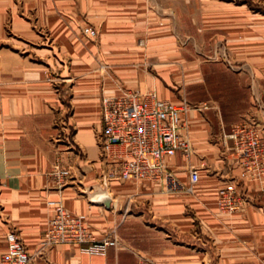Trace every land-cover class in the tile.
<instances>
[{
  "label": "crops",
  "instance_id": "1",
  "mask_svg": "<svg viewBox=\"0 0 264 264\" xmlns=\"http://www.w3.org/2000/svg\"><path fill=\"white\" fill-rule=\"evenodd\" d=\"M184 7L185 0H0V255L4 235L13 231L27 264H264V184L246 185L241 213L216 207L218 188L239 172L221 144L222 132L248 123L264 139V11L251 17V37L250 16L239 11L240 46L251 68L226 71L245 86V107L226 117L222 99L210 94L214 117L187 111L194 154L189 161L178 153L166 158L169 178L118 181L108 175L115 165L100 160L95 146L100 97L117 91L99 83L97 66L105 55L126 88L153 89L160 99L181 104L175 92L121 62L136 55L129 47L143 33L135 31H147L140 41L145 45H170L165 31L179 25H170L168 14L177 20ZM84 26L97 31L96 42L82 39ZM164 66L156 69L162 79L171 70ZM54 78L69 82L68 115L66 85L56 89ZM55 167L69 171L61 187L51 176ZM190 167L199 179L187 193ZM56 201L83 215L95 239L113 232L118 246L103 255L69 245L39 251L49 203Z\"/></svg>",
  "mask_w": 264,
  "mask_h": 264
},
{
  "label": "built area",
  "instance_id": "2",
  "mask_svg": "<svg viewBox=\"0 0 264 264\" xmlns=\"http://www.w3.org/2000/svg\"><path fill=\"white\" fill-rule=\"evenodd\" d=\"M81 34L92 40L97 31L89 26ZM201 110L203 107H195ZM187 105L172 103L157 97L155 91L118 88L116 93L101 95L99 127L95 131L100 160L114 164L108 173L118 181H158L169 178L165 159L177 153L184 161L194 154L189 139ZM220 141L230 151L239 167L238 175L223 183L217 191V206L221 212L242 211L247 204L245 188L248 183L264 184V139L248 123H237L229 132H222ZM57 187L69 177L65 168L51 172ZM198 169L189 168L187 193L198 182ZM51 217L39 240V251L56 245L79 247L88 254H105L118 246L113 232L95 239L87 229L85 217L66 211L59 201L50 202ZM5 250L0 264H27L28 254L13 231L4 235ZM137 264H152L140 260Z\"/></svg>",
  "mask_w": 264,
  "mask_h": 264
},
{
  "label": "rangeland",
  "instance_id": "3",
  "mask_svg": "<svg viewBox=\"0 0 264 264\" xmlns=\"http://www.w3.org/2000/svg\"><path fill=\"white\" fill-rule=\"evenodd\" d=\"M230 8L232 10H228ZM240 10L246 11L250 16L249 36L251 37L256 32L253 30L254 21H251V17L263 15L264 3L262 0H185L184 11L179 13L177 20L173 19L170 13L168 14L169 22L173 21L170 25H179V29L165 31L171 44L156 47L145 45V42L141 43L140 41L146 36L147 31H135L143 33L142 36H139L137 45L129 47L130 51H133V55H136L133 56V60L124 61L121 64L136 70L140 69L152 81L175 92L180 102L187 105V111H204L205 114L213 116L206 98L210 94L212 97H220L222 106L225 108L224 113H230L226 117L232 118V113H237L241 107H245L246 88L241 84L240 78L230 77L226 71L234 73L251 68L247 67L249 64L246 62V56L242 55L240 46V37L242 36ZM243 26L246 27V25ZM81 37L85 41L94 43L98 33L92 40L86 39L82 34ZM251 48L252 46H249L250 54ZM244 49L247 48L244 47ZM114 64L107 59L106 55L103 62L98 63L97 69L101 71L100 85L107 83L112 84L116 89L119 87L130 89L113 77L112 67ZM162 65L163 68L164 65H167L166 67L171 69L166 73L168 77L161 76L164 77L163 79L160 78V74L163 72L156 70ZM199 79H201L200 82H198ZM61 80H65V82H61ZM51 81L55 83L58 90L61 85L69 83L67 79L63 78H54ZM68 88L69 84L63 88L62 95L63 102L66 104V115L70 112L69 106H67ZM203 105L205 108H201ZM234 106L236 109L233 108ZM195 107H200L201 110H197ZM95 131L96 129L93 131V138L96 146ZM216 207L218 209L217 201ZM242 211L232 213L220 211V213L236 214Z\"/></svg>",
  "mask_w": 264,
  "mask_h": 264
},
{
  "label": "bare ground",
  "instance_id": "4",
  "mask_svg": "<svg viewBox=\"0 0 264 264\" xmlns=\"http://www.w3.org/2000/svg\"><path fill=\"white\" fill-rule=\"evenodd\" d=\"M149 90H152V89H149ZM146 91V90H145ZM157 95V94H156ZM158 97V96H157ZM159 98V97H158Z\"/></svg>",
  "mask_w": 264,
  "mask_h": 264
}]
</instances>
